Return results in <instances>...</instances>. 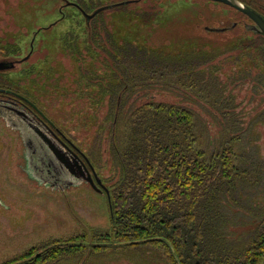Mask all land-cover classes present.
<instances>
[{
    "label": "rangeland",
    "instance_id": "374dc122",
    "mask_svg": "<svg viewBox=\"0 0 264 264\" xmlns=\"http://www.w3.org/2000/svg\"><path fill=\"white\" fill-rule=\"evenodd\" d=\"M125 1L130 0H0V42L10 52L20 48L16 55L0 52V62L22 63L8 79L21 85L28 96L37 100L48 119L92 157L105 187L111 185L108 178L112 158L107 150L111 99L105 96L101 84L107 82L108 65L112 64L108 51H113V38L119 46L137 45L144 37L155 46L170 44L178 49L183 44H199L211 50L244 34L251 36L247 27L254 25L238 11L207 0H140L106 10L89 21L79 10L82 7L91 15L101 7ZM144 22L148 24L141 25ZM91 48L98 56L90 53ZM238 55L236 50H223L204 67L209 73L206 81H212L214 89L200 85L196 92L186 94L172 91L168 85L156 86L157 81L152 80L149 88L155 101L191 107L202 126L205 118L214 122L215 137L225 127L236 138L240 154L237 163L245 172L237 181L242 197L233 198L216 215L217 231L229 241L249 235L264 207V71L252 53L245 63ZM240 65H244L243 70ZM24 68L26 72L18 75ZM129 108L128 105L125 112ZM215 113L223 116L222 122ZM5 132L9 142L0 145V264L51 241L110 230V206L105 193L99 194L83 182H75L64 191L40 181L35 184L29 168L31 178L18 169L19 160L27 161L30 153L20 151L13 128ZM204 139H209L208 134ZM200 144L199 148L207 153L216 147L215 142L201 140ZM159 261L151 251H110L56 264Z\"/></svg>",
    "mask_w": 264,
    "mask_h": 264
},
{
    "label": "trees",
    "instance_id": "16d2710c",
    "mask_svg": "<svg viewBox=\"0 0 264 264\" xmlns=\"http://www.w3.org/2000/svg\"><path fill=\"white\" fill-rule=\"evenodd\" d=\"M241 1L262 10V0L259 5L256 0ZM79 10L87 14L84 8ZM248 32L252 35L244 34L211 50L199 44H183L178 49L170 44L155 46L144 37L137 45L119 46L113 38V51H108L112 64L107 82L101 84L111 99L107 150L112 170L111 185L106 187L111 228L33 247L3 264H56L110 251H151L159 264H264V207L243 239L229 241L217 231V213L233 198L242 197L237 181L245 172L237 163L236 138L225 127L215 137L214 122L205 118L202 126L191 107L155 101L149 89L156 81V86L168 85L186 94L196 92L200 85L214 89L212 81H206L209 73L204 67L223 50L238 51L242 63L252 53L264 71V37ZM19 51H7L0 42L1 53L16 55ZM89 51L98 56L94 49ZM24 71L17 74L22 76ZM216 116L223 121L222 115ZM207 134L209 139H204ZM200 138L202 143L215 142L212 152L199 148Z\"/></svg>",
    "mask_w": 264,
    "mask_h": 264
},
{
    "label": "flooded vegetation",
    "instance_id": "af4514ba",
    "mask_svg": "<svg viewBox=\"0 0 264 264\" xmlns=\"http://www.w3.org/2000/svg\"><path fill=\"white\" fill-rule=\"evenodd\" d=\"M130 1L133 3L140 0ZM238 1L243 3L241 0ZM256 4H260L259 0H256ZM259 12L264 16V0H262V10ZM13 63L12 69L0 71V145L4 146L6 140L7 143L9 142V134L5 131L10 127L13 128L17 132L15 134L20 151L23 149L30 153L27 161H25L26 158L22 161L19 160L18 169L23 174H27L29 168L35 184L40 181L45 185L64 191L72 187L75 182L87 183L82 177L88 176L87 171L92 173L86 160L87 158L91 162L90 158L75 146L55 123L48 119L47 115L39 108L35 98L28 96L21 85L12 83L8 79L10 73H16L15 67L22 64L21 62ZM24 70L25 68L22 69V71ZM27 130L30 134H27ZM51 146L56 149V152L67 164L60 161ZM27 175L31 178L30 173Z\"/></svg>",
    "mask_w": 264,
    "mask_h": 264
},
{
    "label": "water",
    "instance_id": "95a60500",
    "mask_svg": "<svg viewBox=\"0 0 264 264\" xmlns=\"http://www.w3.org/2000/svg\"><path fill=\"white\" fill-rule=\"evenodd\" d=\"M207 1L224 4L230 8L238 11L239 13L245 15L254 24V25L248 26L247 29L249 31L254 32L255 34L264 36V16H262V13H260L259 11L239 2L238 0H207ZM131 3H132V1H125V2H120V3L109 5V6H104V7H101L100 9L96 10L93 14H91V15L84 14V16L89 21L90 19L95 18L97 15H99L100 13H102L106 10L112 9L114 7L125 6V5L131 4ZM208 30L213 31V32L221 31L219 29H208ZM13 66H14L13 62H0V71L12 69ZM51 149L58 156L60 161L67 164L66 162H64L62 160V157L58 154V152H56L55 148H53L51 146ZM76 157L79 159V157L77 155H76ZM86 160H87V163L89 164V166L92 170V173H89L87 171L88 176L86 178L85 177H82V178H84L85 181L87 183H89L90 186L93 188V190L96 191L97 193H99V194L106 193V195L108 196V199L110 201V193H109L108 189L103 184L101 178L97 175V173H96L94 167L92 166L91 162L87 158H86Z\"/></svg>",
    "mask_w": 264,
    "mask_h": 264
}]
</instances>
